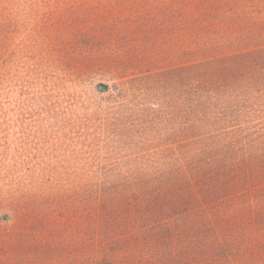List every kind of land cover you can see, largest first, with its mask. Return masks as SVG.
Here are the masks:
<instances>
[{"label": "rangeland", "instance_id": "rangeland-1", "mask_svg": "<svg viewBox=\"0 0 264 264\" xmlns=\"http://www.w3.org/2000/svg\"><path fill=\"white\" fill-rule=\"evenodd\" d=\"M187 3L0 0V264H89L105 240L103 225L89 226L90 178L132 174L178 148L169 90L150 97L120 88L184 61L179 19L204 15ZM228 3L232 44L217 55H233L235 73L225 99L215 94L212 141L218 160L240 167L230 176L227 224L264 225L252 219L264 214V0ZM142 52L146 62L118 71ZM137 101L156 113H121Z\"/></svg>", "mask_w": 264, "mask_h": 264}, {"label": "trees", "instance_id": "trees-1", "mask_svg": "<svg viewBox=\"0 0 264 264\" xmlns=\"http://www.w3.org/2000/svg\"><path fill=\"white\" fill-rule=\"evenodd\" d=\"M189 2L193 11L204 15L198 19L185 12L179 19L184 61L140 72L127 82L130 87L123 82L120 88L121 94L132 90L150 97L162 88L169 90V112L179 120V128L172 131L178 148H172L167 159L132 174L112 170L113 175L90 178L89 226L93 230V225H103L99 236L105 240L99 255L90 252L89 264H264V225L227 224L230 176L238 177L240 167L229 165L224 157L218 160L212 141L215 94L225 99L235 73L230 68L233 55H217L232 44L227 35L229 3ZM149 56L142 52L118 71L136 69ZM108 89L98 85L100 92ZM138 101L119 106L121 113H156L152 105ZM239 204L237 213L244 215ZM257 218L264 219V214L252 219Z\"/></svg>", "mask_w": 264, "mask_h": 264}]
</instances>
